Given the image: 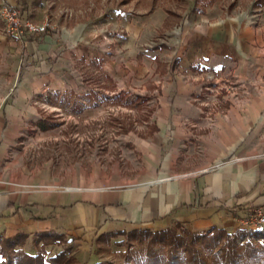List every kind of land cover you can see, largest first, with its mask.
<instances>
[{
	"label": "crops",
	"instance_id": "1",
	"mask_svg": "<svg viewBox=\"0 0 264 264\" xmlns=\"http://www.w3.org/2000/svg\"><path fill=\"white\" fill-rule=\"evenodd\" d=\"M8 2L22 9L37 6L35 0ZM251 16L205 14L170 30L166 46L174 62L159 92L160 107L144 122L147 132L120 134L132 155L126 162L75 169L66 177L3 180L0 173V238L25 235L28 244L53 233L86 250L106 234L162 231L175 224L196 233L244 230L255 209L264 211V22ZM3 31L0 19V81L6 82L18 69L15 50L27 56L32 41H14ZM76 61L87 65L85 56ZM94 62L103 64L93 59L88 65ZM201 71L212 74L218 86L232 77L241 89L229 91L220 103L214 96L202 99L199 92L207 87L200 83ZM47 74H42L46 84H36L31 95L54 89ZM10 90L0 95V165L24 106ZM92 93L100 95L91 87L80 97L88 104L85 111L99 108ZM69 94L76 93L57 95Z\"/></svg>",
	"mask_w": 264,
	"mask_h": 264
},
{
	"label": "rangeland",
	"instance_id": "2",
	"mask_svg": "<svg viewBox=\"0 0 264 264\" xmlns=\"http://www.w3.org/2000/svg\"><path fill=\"white\" fill-rule=\"evenodd\" d=\"M197 1L43 0L30 9L23 6V20L45 25L47 30L42 35L27 37L32 41L27 56L21 55L19 47L15 50L16 76L0 81V95L11 87L10 91L22 98L24 105L19 125L11 128L8 153L0 165L3 180L40 178L44 174L45 178L66 177L75 169L91 171L131 158L126 138L120 134L147 132L144 122L154 118V111L160 107L159 92L165 86L168 66L174 62L173 53L166 46L170 43V30L162 32L168 12L181 16L180 21L170 17L171 23L198 20L205 14L219 19L240 13H248L252 18L259 16L264 22V0H218L206 6L198 5ZM202 9L205 14L199 13ZM82 56L86 57L87 65L77 64L76 59ZM93 59L103 60L102 66L99 62L88 65ZM104 70L114 81L109 82V74ZM48 71L54 89L43 95H31L32 87L38 83L42 86L41 82L47 80L42 74ZM207 73H200L204 76L200 83L207 87L199 92L200 98L214 96L213 101L219 102L229 91H240L241 84L236 79L231 77L226 85L218 86L212 74ZM111 86L123 91L119 95L125 94L126 106L112 102L117 95L108 89ZM91 87L100 94L94 100L99 108L85 111L88 104L81 103L80 97L88 94ZM61 92L76 94L58 96ZM36 120L35 126H29ZM243 226L244 230L252 231L245 222ZM131 232L104 237L98 245L86 250H80L66 237L49 244L35 238L27 244L28 239H24L23 247L16 250L31 256L40 254L47 261L64 252L75 257L76 264H141L145 253L130 241ZM246 238L240 239V243ZM5 239L1 237L0 244ZM259 241L264 242V238ZM6 258L0 252V263Z\"/></svg>",
	"mask_w": 264,
	"mask_h": 264
},
{
	"label": "trees",
	"instance_id": "3",
	"mask_svg": "<svg viewBox=\"0 0 264 264\" xmlns=\"http://www.w3.org/2000/svg\"><path fill=\"white\" fill-rule=\"evenodd\" d=\"M38 1L42 2L43 0H35V3L38 4ZM216 1L218 0H198L197 4L213 5ZM199 13L205 14V10L202 9ZM170 17L181 20V16L171 11L168 12L162 32L172 30L180 23H171ZM107 79L112 82L110 77ZM110 84L112 85V83ZM108 89L114 91L115 86ZM124 96V93L115 96L112 102L118 101L117 103L121 105L124 102ZM92 97L95 99L97 95L92 93ZM40 125L42 129H46L44 125ZM120 233L101 236L97 245L104 237H114ZM128 236L130 241L137 243L145 253V256H142L141 264H264V242L259 241L264 238V228L252 231L239 230L235 233L215 228L200 234L186 229L181 224H175L162 231H132ZM243 237H247L246 241L240 243V239ZM62 238L65 239L62 235L46 233L38 237V242L49 244ZM24 239H28V237L20 235L1 242L0 252L6 254L7 258L0 264H15L17 261L19 264H76L77 262L75 257H68L64 252L47 261L40 254L31 256L22 250H16L18 247H23L21 241Z\"/></svg>",
	"mask_w": 264,
	"mask_h": 264
},
{
	"label": "built area",
	"instance_id": "4",
	"mask_svg": "<svg viewBox=\"0 0 264 264\" xmlns=\"http://www.w3.org/2000/svg\"><path fill=\"white\" fill-rule=\"evenodd\" d=\"M0 19L4 24V33L24 43L27 37L42 35L47 30V26L45 25L37 26L24 21L21 6L18 4H11L8 0H0ZM246 224L250 225V229L252 230H262L264 228L263 209H255L254 212L247 217L245 221V225Z\"/></svg>",
	"mask_w": 264,
	"mask_h": 264
}]
</instances>
